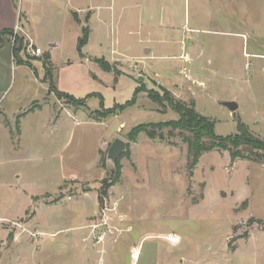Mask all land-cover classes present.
Wrapping results in <instances>:
<instances>
[{
    "label": "rangeland",
    "instance_id": "1",
    "mask_svg": "<svg viewBox=\"0 0 264 264\" xmlns=\"http://www.w3.org/2000/svg\"><path fill=\"white\" fill-rule=\"evenodd\" d=\"M153 2L165 8L173 29L155 30L152 36L129 24L117 30L116 50L125 57H114L124 65L133 64L145 49L152 51V58L143 61L148 70L135 73L146 78L137 86L161 96L165 88L174 98L193 103L198 114L213 122L217 137L236 134L240 120L264 141V60L250 56L256 50L264 53V0ZM144 5L151 4L144 0ZM29 11L31 49L40 48L42 55L33 56L29 40L16 35L23 38L19 58L31 70L26 69L27 79L13 60L11 35L4 36L0 49V260L15 256V261L36 264H92L104 257L112 264H129L138 251L137 264H264V167L213 150L203 153L190 171L180 133L168 135L167 128L161 131L163 142L144 133L134 144L128 142L133 127L179 116L141 92L133 106L99 117L94 111L123 105L133 94L127 96L125 87L103 90L86 78L84 67L77 65L81 33L73 22L44 18V9L30 1ZM189 38L203 42L205 54L197 58L205 61L202 72L179 58L187 53ZM114 39L112 33L102 41L101 55L107 57ZM91 43L97 44L95 36ZM46 53L57 89L76 100L88 97L86 105L48 94L42 64ZM187 75L196 83L186 81ZM101 80L106 85L110 76ZM92 92L101 94L93 98ZM226 102L237 109L229 111ZM33 103L40 108L17 120ZM115 138L130 150L129 158L119 160L117 181L114 166L106 161ZM23 246L30 250L20 252Z\"/></svg>",
    "mask_w": 264,
    "mask_h": 264
},
{
    "label": "crops",
    "instance_id": "2",
    "mask_svg": "<svg viewBox=\"0 0 264 264\" xmlns=\"http://www.w3.org/2000/svg\"><path fill=\"white\" fill-rule=\"evenodd\" d=\"M29 1L33 4L34 3L37 4L39 7H42L44 9V13L42 15L44 18L53 17L55 19H59L61 17L64 23L73 22V24L75 25V27L79 29V32L81 34H82V29L84 27H87L89 30L87 43L82 48L81 51L83 57L80 58L79 55L77 57V65H82L84 67V73H86V78L92 81L93 84L98 85L99 83V85L102 86L103 90H105V88H109V90L111 89L112 91L113 90L118 91L120 87H125L127 90V96H130V94H134L136 88L139 87L137 86V82H139L138 79L140 75H136L135 73L139 72V70H141L142 72H144L143 70H148L147 66H143L144 63L143 61L146 58H152L151 56L152 51L151 49H145L143 53L144 55L136 57L133 64L124 65L122 61H120V59L114 57V56L125 57L124 53H120L119 51L116 50V46H119V39L117 38V30L119 31L120 25L129 24L130 27L133 25L137 28L148 29L151 34L148 36H152V33L155 32V30L173 29L171 28L170 24H167V20H165L164 18L165 8L161 6L160 7L157 6L156 7L157 10H156L153 2L154 0H149V3L151 5L147 7H145L144 5V0H0V32L4 30L13 32L15 26L18 25L20 29L17 34L19 36L24 37L25 39L31 40L32 45H34V42L31 37V32H32L31 20H29L31 17V11H29ZM49 9H55L57 13H55L54 16L47 15L46 10ZM157 13H161L162 17H156ZM82 16L87 19V22L85 24L81 20ZM22 21H24V24L22 23ZM112 25L114 26V30H113L114 32L112 31V27H111ZM187 30L190 31L193 30L196 32L206 31V30H197V29H187ZM62 31L63 33H65L64 29H62ZM130 32L133 31H129V33ZM214 32H218V31H214ZM112 33H114L115 35L114 45L112 44L111 41V49L110 51H107V57H105L104 55L100 54L101 52L100 49L102 48L104 43L102 41L104 39H107V36L108 35L110 36V34ZM230 34L239 38H242L243 36L241 33L232 32ZM80 36L77 38V40L80 38ZM93 36H95V38L97 39L96 45L91 43ZM256 37H260V36L256 35ZM262 39H264V36L262 37ZM3 46L1 48H3ZM48 46L50 48H53L55 47V44L49 43ZM76 46H77V41H76ZM188 46L189 47L187 49V53L180 55L179 58L182 57V59L185 60L186 66L192 65L193 67L197 65L198 68H194L193 70L194 72H202L203 71L202 65L205 64V61L203 60L197 61V58L204 56L205 54V51L203 49L204 48L203 42L202 44H200L199 40H196L195 38L192 39L189 38ZM197 46H198V54L196 56L195 54H196ZM262 46L264 47V42H262ZM253 52L254 53L250 54V56L256 59L264 60V53H260L259 50ZM46 54L50 58V53H46ZM94 59H103L108 64H115L117 67L116 69L118 70V72H120V74L118 76H115L112 71L109 72L103 71L98 66V64L94 62ZM49 61L51 63L50 59ZM70 65L71 64H66L67 67L68 66L70 67ZM18 66H20L23 69L21 76L24 79H27L29 77L27 73L31 70L23 65H18ZM90 67L94 70V72L90 71L89 69ZM246 67L247 64H245L244 68ZM26 69H28L29 71H27ZM183 69L185 70V68ZM262 70H264V68ZM187 71L188 69L186 70V72ZM105 73L110 76V80L106 84L107 86L103 84V81L101 80V77H103V75H106ZM35 74H37L36 71L34 75ZM187 76L188 79H186V81L193 82L194 84L196 83V78H193V76L190 75ZM143 79L144 81L146 80L145 77H143ZM175 86L177 85H174V87ZM92 94H94L93 95L94 98L99 96L101 93L99 94L98 92H92ZM2 97L3 95L0 96V103ZM177 97L179 96L177 95ZM86 99L85 101L88 100ZM135 142L132 143L134 144ZM259 165L264 167L263 164H259ZM138 248L136 250H138ZM29 250L30 249L27 248L26 246L19 248V251L22 253L27 252ZM139 257L140 255L132 259L131 256V260L129 264H137ZM0 264H36V263L26 262L21 260L15 261V256L12 257L7 256L6 258L3 257V259L0 260ZM92 264H112V262L110 259L103 257L102 260L94 259V262Z\"/></svg>",
    "mask_w": 264,
    "mask_h": 264
},
{
    "label": "trees",
    "instance_id": "3",
    "mask_svg": "<svg viewBox=\"0 0 264 264\" xmlns=\"http://www.w3.org/2000/svg\"><path fill=\"white\" fill-rule=\"evenodd\" d=\"M11 31L0 32V48L4 44V36L11 35ZM89 30L87 27L82 29V34L77 40L76 51L80 58L82 55V48L87 43ZM23 38H15V44L12 47V56L17 65L21 64L19 54L23 51ZM43 59L44 78L43 81L48 84V94L52 93L58 98H63L70 101L73 104L85 105V99L76 100L73 97L60 92L53 82V72L51 71V64L49 56ZM94 62L103 71H112L115 76H118L120 72L116 68H112L103 59H94ZM144 92L147 98L156 103L158 106L166 107L175 112L179 118L177 121H171L166 123L157 124H140L133 127L126 135L127 141L132 143L135 142L138 135L144 133L150 140L163 142L165 140L161 131L165 128L168 129V135L172 131H178L181 136V140L186 145V160L187 169L193 170L200 158L205 152L213 150L227 151L231 159H242L249 160L256 163L264 164V141L257 137H254L249 131L248 127L240 120L237 121L236 129L237 133L226 137H217L214 132V124L211 120L198 114L193 106V103H185L184 101L178 100L170 95L165 89L161 88L162 96L152 90H146L144 87L136 88L131 100L126 101L123 105H115L112 109H102L100 111H94L99 117L106 118L109 115L116 114V112L123 111L125 108L133 106L136 103L137 94ZM92 96L94 94H91ZM40 108L39 105H35L29 108L25 113L19 115L17 120L21 116H25L29 112H33L35 109ZM171 135V134H170ZM130 150L127 143L125 152L120 156L129 158ZM116 160L113 171L115 172L114 180L119 179V160ZM101 201V195L98 197ZM262 230H264V222L261 224Z\"/></svg>",
    "mask_w": 264,
    "mask_h": 264
},
{
    "label": "water",
    "instance_id": "4",
    "mask_svg": "<svg viewBox=\"0 0 264 264\" xmlns=\"http://www.w3.org/2000/svg\"><path fill=\"white\" fill-rule=\"evenodd\" d=\"M139 81H142L143 78L139 77ZM225 107L229 109V111L233 112L237 109V105L234 102H226L223 104ZM127 143L119 138H115L110 146L108 147L106 154L107 164L114 166L116 160L120 158V156L125 152Z\"/></svg>",
    "mask_w": 264,
    "mask_h": 264
},
{
    "label": "built area",
    "instance_id": "5",
    "mask_svg": "<svg viewBox=\"0 0 264 264\" xmlns=\"http://www.w3.org/2000/svg\"><path fill=\"white\" fill-rule=\"evenodd\" d=\"M19 26L16 25L11 36H10V44H11V47H13V45L15 44V38H16V35H18V31H19ZM29 48L31 49V47H33L34 45H32V41L29 40ZM31 54L33 56H39V55H42V50L40 48H34V49H31ZM14 60V59H13ZM137 254H138V251H137ZM137 254L135 257H137ZM133 257V253L131 255Z\"/></svg>",
    "mask_w": 264,
    "mask_h": 264
}]
</instances>
